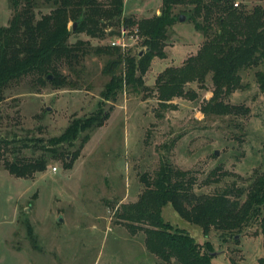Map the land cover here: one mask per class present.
Returning a JSON list of instances; mask_svg holds the SVG:
<instances>
[{
  "label": "rangeland",
  "instance_id": "1",
  "mask_svg": "<svg viewBox=\"0 0 264 264\" xmlns=\"http://www.w3.org/2000/svg\"><path fill=\"white\" fill-rule=\"evenodd\" d=\"M35 1L38 17L53 6V0ZM238 1L252 9L264 0ZM161 5L162 0H124L123 15L150 17L160 14ZM190 7L173 6V13L184 18L178 16L168 27L165 55L153 58L145 72L146 89L133 90L123 84L114 101L103 103L105 110L113 107L109 118L82 132L89 137L71 166H65L62 154L50 151L43 171L34 177H17L5 168L4 160L40 154L41 144L51 146L49 137L61 134L73 118L97 110L110 79L102 72L110 54L96 47L112 46L110 41L118 34L106 30L105 37H91L85 31L76 32L70 20L68 40L90 43L74 69L66 65L62 69L75 86L56 88L48 83L36 89L23 80L5 91L6 99L0 102V138L9 144L0 148V264H156L160 259L147 250L143 230L132 231L118 217L123 204L136 201L145 189L144 175H155L161 161H167L193 177L198 194L246 189L254 174L262 171L264 90L255 73L264 70V62L243 69V88L227 97L231 103L247 105V112L204 113L203 103L212 94L209 76L204 87L197 81L186 84V89L196 92L195 98L178 96L162 106L158 102L154 82L161 69L182 64L204 40L188 18ZM12 13L9 0H0V25H7ZM140 40L139 34L135 40L124 37L128 46L118 47L133 54L144 50ZM79 144L76 139L72 145L55 148L72 159ZM162 218L185 229L202 245L208 240L212 264L232 260L257 264L264 257L259 219L233 231V236L216 229L205 236L200 227L181 219L170 203L163 207Z\"/></svg>",
  "mask_w": 264,
  "mask_h": 264
},
{
  "label": "trees",
  "instance_id": "2",
  "mask_svg": "<svg viewBox=\"0 0 264 264\" xmlns=\"http://www.w3.org/2000/svg\"><path fill=\"white\" fill-rule=\"evenodd\" d=\"M12 16L7 25H0V102L6 99L5 91L26 80L36 89L52 84L56 88L75 86L64 65L74 69L87 52L88 40H68L72 30L67 23L77 24L76 32L85 31L89 36L105 37L106 30L116 34L123 28H138L144 50L135 53L120 51L118 46H97L110 57L102 72L110 76L101 92L103 100L97 110L81 118H73L65 130L47 140L51 146L41 144L42 152L33 156L20 155L4 160L10 174L34 177L43 171L50 151L62 154L65 166H71L88 139L83 131L97 128L109 118L113 107L107 110L103 103L114 101L123 84L133 90L146 89L144 75L155 57L165 55L168 27L179 14L173 13L177 3L188 4V18L203 35V42L194 55L178 66H166L155 78L154 90L159 104L178 96L195 98L196 92L186 89V84L197 81L200 87L208 78L212 94L202 106L204 113L239 114L249 111L247 105L234 104L227 97L243 88V69L264 62V1L252 9L238 0H162L160 14L135 19L124 16V0H53V6L39 17L34 11L35 0H9ZM116 28L113 30V27ZM256 79L264 90V70L256 71ZM51 76V77H49ZM2 113L0 110V121ZM82 134V136H80ZM80 144L72 151V159L55 147ZM39 140V139H37ZM1 144H9L0 138ZM24 146H29L24 143ZM48 152V153H47ZM145 189L131 204H123L118 217L128 227L144 232L149 253L160 260L156 264H212L210 242L198 243L185 229L173 227L162 218V209L170 203L181 219L201 228L208 236L211 230L233 234L252 219H259L264 248V167L256 172L246 189L224 188L214 193H195L193 177L185 170L174 169L161 161L155 175L142 177ZM138 223V224H136ZM231 264H236L232 260ZM257 264H264V257Z\"/></svg>",
  "mask_w": 264,
  "mask_h": 264
},
{
  "label": "built area",
  "instance_id": "3",
  "mask_svg": "<svg viewBox=\"0 0 264 264\" xmlns=\"http://www.w3.org/2000/svg\"><path fill=\"white\" fill-rule=\"evenodd\" d=\"M134 29V28H133ZM138 29L135 28L134 30L130 31L129 28H121L120 31L116 34L117 38L116 39H111V45H116V46H122L123 48L127 47L128 44L126 43V41H124V37L128 38V36L131 38V40H135L138 38V34H137ZM52 170H56V166L52 167Z\"/></svg>",
  "mask_w": 264,
  "mask_h": 264
},
{
  "label": "water",
  "instance_id": "4",
  "mask_svg": "<svg viewBox=\"0 0 264 264\" xmlns=\"http://www.w3.org/2000/svg\"><path fill=\"white\" fill-rule=\"evenodd\" d=\"M183 18H184L183 15H179V19H180V20H182ZM75 24H76V23H74L72 27H75ZM49 77H51V76H49ZM215 153H217V151H215ZM237 237H238V234L235 235V238H237Z\"/></svg>",
  "mask_w": 264,
  "mask_h": 264
}]
</instances>
